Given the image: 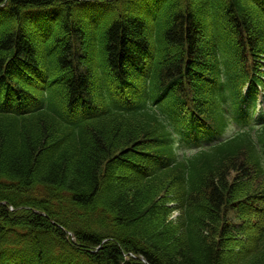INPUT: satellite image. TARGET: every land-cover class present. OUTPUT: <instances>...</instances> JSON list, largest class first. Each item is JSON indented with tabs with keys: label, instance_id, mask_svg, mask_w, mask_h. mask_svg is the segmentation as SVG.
I'll return each instance as SVG.
<instances>
[{
	"label": "trees",
	"instance_id": "1",
	"mask_svg": "<svg viewBox=\"0 0 264 264\" xmlns=\"http://www.w3.org/2000/svg\"><path fill=\"white\" fill-rule=\"evenodd\" d=\"M79 1L6 0L0 202L22 209L0 206V264L9 252L19 264H142L138 257L148 264H264V129L255 145L238 138L173 168L158 169L163 152L152 150L168 140L165 117L176 124L178 115L167 111L185 106L186 93L193 102L206 99L201 81L198 91L191 86L201 68L225 81L242 78L245 61L264 55V1L169 0L163 17L147 23L128 0H93L111 8L98 39L100 61L90 64L91 53L81 60L69 47L52 66L41 43L34 51L26 28L38 39L35 23L46 15L61 21L66 36L89 37L90 49L98 37L75 29L85 20ZM215 5L229 25L218 23ZM222 24L218 36H235L234 49L219 47L214 27ZM136 78L144 83L131 91ZM171 85L179 87L178 105L170 103ZM75 110L81 117L71 124L66 116ZM27 207L54 217L76 244Z\"/></svg>",
	"mask_w": 264,
	"mask_h": 264
},
{
	"label": "rangeland",
	"instance_id": "2",
	"mask_svg": "<svg viewBox=\"0 0 264 264\" xmlns=\"http://www.w3.org/2000/svg\"><path fill=\"white\" fill-rule=\"evenodd\" d=\"M0 204H1V206H6V207L8 206L7 204H4V203H0ZM9 211H11V208H10ZM17 211H18V210H17ZM17 211H15V212L13 211V214H15Z\"/></svg>",
	"mask_w": 264,
	"mask_h": 264
},
{
	"label": "bare ground",
	"instance_id": "3",
	"mask_svg": "<svg viewBox=\"0 0 264 264\" xmlns=\"http://www.w3.org/2000/svg\"><path fill=\"white\" fill-rule=\"evenodd\" d=\"M76 29V28H75ZM71 31H72V29H71ZM73 39H76V37H74ZM131 256V255H130Z\"/></svg>",
	"mask_w": 264,
	"mask_h": 264
}]
</instances>
